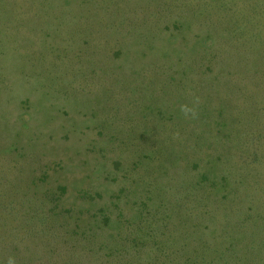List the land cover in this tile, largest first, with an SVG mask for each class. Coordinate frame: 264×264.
<instances>
[{
	"label": "rangeland",
	"instance_id": "374dc122",
	"mask_svg": "<svg viewBox=\"0 0 264 264\" xmlns=\"http://www.w3.org/2000/svg\"><path fill=\"white\" fill-rule=\"evenodd\" d=\"M0 264H264V0H0Z\"/></svg>",
	"mask_w": 264,
	"mask_h": 264
}]
</instances>
